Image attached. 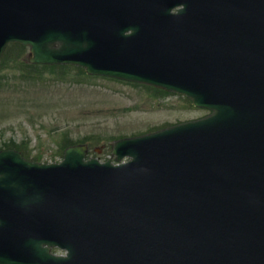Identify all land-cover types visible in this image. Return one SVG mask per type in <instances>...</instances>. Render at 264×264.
<instances>
[{"label":"water","instance_id":"95a60500","mask_svg":"<svg viewBox=\"0 0 264 264\" xmlns=\"http://www.w3.org/2000/svg\"><path fill=\"white\" fill-rule=\"evenodd\" d=\"M15 41L33 63L154 85L212 113L116 143L117 160L131 157L117 167L70 171L81 148L50 166L0 153V263L53 264L54 240L25 231L82 205L89 186L114 192L100 207L123 228L100 253L115 264H264V0H0V53Z\"/></svg>","mask_w":264,"mask_h":264},{"label":"rangeland","instance_id":"374dc122","mask_svg":"<svg viewBox=\"0 0 264 264\" xmlns=\"http://www.w3.org/2000/svg\"><path fill=\"white\" fill-rule=\"evenodd\" d=\"M16 80L12 91L0 89V145L25 142L33 155H43L42 162L59 161V146L66 139L87 141L99 158L106 159L116 137L206 114L182 98L100 78L77 82L69 72L44 83Z\"/></svg>","mask_w":264,"mask_h":264},{"label":"bare ground","instance_id":"6f19581e","mask_svg":"<svg viewBox=\"0 0 264 264\" xmlns=\"http://www.w3.org/2000/svg\"><path fill=\"white\" fill-rule=\"evenodd\" d=\"M28 202L24 201V200H20V204L21 205H26Z\"/></svg>","mask_w":264,"mask_h":264}]
</instances>
